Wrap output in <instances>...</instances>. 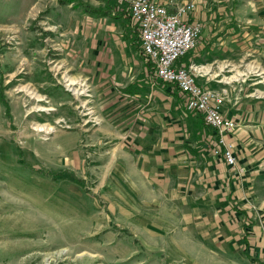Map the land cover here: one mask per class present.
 <instances>
[{
    "label": "rangeland",
    "instance_id": "rangeland-1",
    "mask_svg": "<svg viewBox=\"0 0 264 264\" xmlns=\"http://www.w3.org/2000/svg\"><path fill=\"white\" fill-rule=\"evenodd\" d=\"M130 6L0 0V264H264V193L236 195L237 154L212 157Z\"/></svg>",
    "mask_w": 264,
    "mask_h": 264
},
{
    "label": "crops",
    "instance_id": "crops-1",
    "mask_svg": "<svg viewBox=\"0 0 264 264\" xmlns=\"http://www.w3.org/2000/svg\"><path fill=\"white\" fill-rule=\"evenodd\" d=\"M156 1L166 5L170 11H174L177 5L195 1L196 7L187 18L202 24V34L197 46L178 64L187 67L194 65L201 86L223 93V95L220 93L223 96L222 112L227 117L243 121V124L251 127L256 139L249 141L244 139L245 132L248 131L245 128L240 129L241 131L236 135H226V139L234 145L233 151L235 155L237 154V162L246 183L242 187H237L236 195L239 198L251 192L255 197L261 195L264 193H259L264 190L261 182L264 178V140L260 139L264 130V101L256 104L253 103V98L249 100L252 94H250V81L246 76L255 71L259 74L264 72V0ZM176 89L175 93L186 105V95L179 88ZM170 91H172L171 87H169ZM233 100H236V103ZM193 113L202 118L199 128L211 140L212 157L217 162L224 161L227 164L222 154L214 153L215 147L221 148L217 142L216 131L207 126L201 113ZM225 194L230 202L235 196L234 189ZM260 202H263V199ZM234 208L237 212L248 211L236 205ZM243 239L245 244L249 245V235L243 236Z\"/></svg>",
    "mask_w": 264,
    "mask_h": 264
},
{
    "label": "built area",
    "instance_id": "built-area-1",
    "mask_svg": "<svg viewBox=\"0 0 264 264\" xmlns=\"http://www.w3.org/2000/svg\"><path fill=\"white\" fill-rule=\"evenodd\" d=\"M195 7V1H189L170 11L156 0H131L130 14L139 27L143 50L154 64L156 77L177 86L187 97V108L202 113L206 124L216 131L221 147L216 152L233 166L236 156L226 135L237 122L221 112L222 95L199 84L194 65H178L197 46L202 34V24L187 18Z\"/></svg>",
    "mask_w": 264,
    "mask_h": 264
},
{
    "label": "trees",
    "instance_id": "trees-1",
    "mask_svg": "<svg viewBox=\"0 0 264 264\" xmlns=\"http://www.w3.org/2000/svg\"><path fill=\"white\" fill-rule=\"evenodd\" d=\"M86 10H87L88 12H91V13H98V12H100V10L97 11V9L91 8L90 6H89V7L87 6ZM135 47H136V50L139 51V53L141 54L140 56L143 57V51H141V50L139 49V46H138V45H136ZM143 58H144V57H143ZM147 64H148V63H147ZM148 65H149V64H148ZM149 72H150V74H152L153 71H151V70L149 69ZM164 84H168V83H164ZM207 126H208V125H207Z\"/></svg>",
    "mask_w": 264,
    "mask_h": 264
}]
</instances>
